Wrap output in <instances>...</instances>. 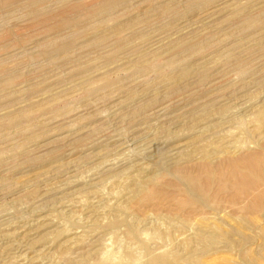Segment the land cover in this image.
<instances>
[{
	"label": "rangeland",
	"instance_id": "1",
	"mask_svg": "<svg viewBox=\"0 0 264 264\" xmlns=\"http://www.w3.org/2000/svg\"><path fill=\"white\" fill-rule=\"evenodd\" d=\"M0 264H264V0H0Z\"/></svg>",
	"mask_w": 264,
	"mask_h": 264
}]
</instances>
